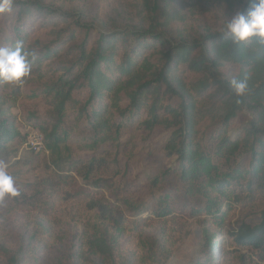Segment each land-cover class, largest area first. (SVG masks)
I'll return each mask as SVG.
<instances>
[{
  "label": "trees",
  "instance_id": "obj_1",
  "mask_svg": "<svg viewBox=\"0 0 264 264\" xmlns=\"http://www.w3.org/2000/svg\"><path fill=\"white\" fill-rule=\"evenodd\" d=\"M141 1L145 22L112 31H96L85 16L45 0H14L12 12L0 15V47L19 41L36 54L22 83L0 81V162L16 158L29 132L43 140L40 152L24 155L29 168L42 165V176L16 183L20 194L9 199L32 210L47 204L44 195L92 200L90 233L82 242L101 261L111 260L120 238L134 231L125 219L143 212L163 222L197 221L203 247L192 264L261 261L264 45L255 38L233 43L225 27L193 33L182 15L167 9L171 0ZM181 1L189 13L212 7L227 18L246 13L251 3ZM234 78L247 80L246 94L235 95ZM242 113L248 120L233 131ZM17 118L29 129L25 137ZM158 132L166 134L163 151L171 162L137 181L129 167L134 145L120 142L134 134L148 143ZM73 140L82 142L79 149ZM106 198L127 216L112 212L114 203ZM259 199L255 225L227 227L237 207ZM6 210L0 205V220ZM138 221L141 226L145 219ZM51 225L34 223L32 249L48 248ZM22 255L9 257L8 264H21Z\"/></svg>",
  "mask_w": 264,
  "mask_h": 264
},
{
  "label": "rangeland",
  "instance_id": "obj_2",
  "mask_svg": "<svg viewBox=\"0 0 264 264\" xmlns=\"http://www.w3.org/2000/svg\"><path fill=\"white\" fill-rule=\"evenodd\" d=\"M53 7L73 11L85 16L91 22L96 31L105 28L112 31L115 27L142 24L145 22L146 9L141 0H45ZM168 10L177 12L185 19V24L193 33L210 31L219 32L227 24L230 18L223 16L217 8L207 7L204 10L194 9L189 13L181 0L168 2ZM146 25V24H145ZM171 26L178 28V22H172ZM12 116L17 117V111H11ZM248 120V115L239 114L232 130ZM19 129L24 134L28 132L24 123L17 118ZM27 141H23L18 147L16 158L8 160V168L14 176L16 183L32 182L33 177L42 176V165L31 163V168L25 164L24 155L30 151ZM129 141L133 146V154L130 158L132 164L131 175L137 181L143 180L146 175L165 168L171 162L163 151L166 134L158 132L148 143H142L134 134L126 136L120 143ZM82 142L72 141V148L77 150ZM32 152V151H31ZM33 154H36L32 152ZM1 163V162H0ZM129 173V172H128ZM43 201L47 204L38 210H32L29 206L15 204L9 198L0 199V205L6 208L7 215L0 220V264H8V259L19 251L24 253L21 264H192L199 251L203 247L201 228L195 220L158 221L147 212L129 215L126 226L134 231L120 238L111 260H99L84 247L82 237L84 233H90L89 226L92 218V200L81 202L72 199L73 194H64L60 198H51L44 195ZM53 199V204L49 202ZM105 203H114L109 209L112 212H123L124 208L117 203L107 200ZM261 199L251 206L237 207L233 218L229 220L227 227L240 226L242 224L253 226L259 219ZM148 205V204H147ZM48 207V208H46ZM139 218L145 221L141 226ZM50 221L52 240L47 249H32L37 245L32 243V232L36 221ZM49 227V226H47ZM136 228V229H135ZM224 238V237H223ZM220 239V238H219ZM215 239L213 243H217ZM35 243V242H34ZM30 244V245H29ZM33 244V245H31ZM27 246V247H26ZM30 249H19L21 247ZM6 250L5 254L3 251ZM251 264H264L252 257Z\"/></svg>",
  "mask_w": 264,
  "mask_h": 264
},
{
  "label": "clouds",
  "instance_id": "obj_3",
  "mask_svg": "<svg viewBox=\"0 0 264 264\" xmlns=\"http://www.w3.org/2000/svg\"><path fill=\"white\" fill-rule=\"evenodd\" d=\"M13 2L14 0H0V15L11 13ZM225 31L233 43H243L255 38L258 44L264 45V0H251L246 13L235 12L228 20ZM35 59L36 54L25 50L23 42L18 41L14 48L0 47V81L10 85L22 83L30 74ZM230 83L236 96L246 94V79L234 78ZM19 194L8 165L0 163V199L14 198Z\"/></svg>",
  "mask_w": 264,
  "mask_h": 264
},
{
  "label": "built area",
  "instance_id": "obj_4",
  "mask_svg": "<svg viewBox=\"0 0 264 264\" xmlns=\"http://www.w3.org/2000/svg\"><path fill=\"white\" fill-rule=\"evenodd\" d=\"M28 143L34 153H38L43 149L42 136L38 132H32L31 135L28 136Z\"/></svg>",
  "mask_w": 264,
  "mask_h": 264
}]
</instances>
